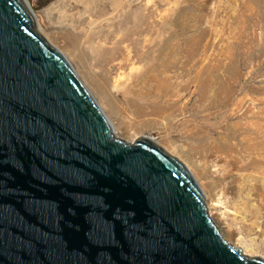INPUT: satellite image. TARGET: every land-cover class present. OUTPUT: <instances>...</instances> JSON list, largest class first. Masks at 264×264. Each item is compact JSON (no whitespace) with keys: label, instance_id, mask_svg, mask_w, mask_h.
Listing matches in <instances>:
<instances>
[{"label":"water","instance_id":"water-1","mask_svg":"<svg viewBox=\"0 0 264 264\" xmlns=\"http://www.w3.org/2000/svg\"><path fill=\"white\" fill-rule=\"evenodd\" d=\"M0 264H264L181 162L114 135L23 0H0Z\"/></svg>","mask_w":264,"mask_h":264},{"label":"rangeland","instance_id":"rangeland-1","mask_svg":"<svg viewBox=\"0 0 264 264\" xmlns=\"http://www.w3.org/2000/svg\"><path fill=\"white\" fill-rule=\"evenodd\" d=\"M25 2L116 137L181 162L221 237L264 260V0Z\"/></svg>","mask_w":264,"mask_h":264},{"label":"bare ground","instance_id":"bare-ground-1","mask_svg":"<svg viewBox=\"0 0 264 264\" xmlns=\"http://www.w3.org/2000/svg\"><path fill=\"white\" fill-rule=\"evenodd\" d=\"M24 1V3L27 5V3L25 2V0H23ZM27 7H28V5H27ZM39 32V31H38ZM40 33V32H39ZM45 40H46V42L52 47V48H54V49H56L55 47H53V45L50 43V41H48V39H46L42 34H40ZM57 50V49H56ZM59 51V50H58ZM60 52V51H59ZM105 89V88H104ZM111 102V101H110ZM110 105L112 104V103H109ZM113 105V104H112ZM112 130H113V133H114V135H115V130H114V128L112 127ZM116 136V135H115ZM130 143V142H129ZM243 164V163H242ZM251 164V163H250ZM249 164V165H250ZM237 165V164H236ZM233 166V165H232ZM243 167V166H242ZM247 167V166H246ZM235 169V168H234ZM241 170V169H240ZM231 173V172H230ZM232 176V175H231ZM236 176V175H235ZM231 182V181H230ZM237 185V184H236ZM237 187V186H236ZM239 191H241V190H239ZM235 194V193H234ZM236 197V196H235ZM206 209H207V211H208V209H210V208H208V206L206 207ZM209 212H207V214H208ZM210 213L208 214V217L210 218ZM210 220H211V222L213 223V224H215L214 223V221H212V218H210ZM215 226V225H214ZM217 226V225H216ZM215 226V227H216ZM216 229L218 230V232H219V234H220V229L218 228V227H216ZM221 235V234H220ZM223 238V237H222ZM223 240H224V238H223Z\"/></svg>","mask_w":264,"mask_h":264}]
</instances>
